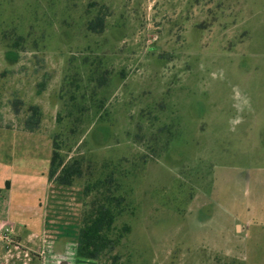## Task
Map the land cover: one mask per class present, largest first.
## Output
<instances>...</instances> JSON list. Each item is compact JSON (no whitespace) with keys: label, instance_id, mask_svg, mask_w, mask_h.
Listing matches in <instances>:
<instances>
[{"label":"rangeland","instance_id":"1","mask_svg":"<svg viewBox=\"0 0 264 264\" xmlns=\"http://www.w3.org/2000/svg\"><path fill=\"white\" fill-rule=\"evenodd\" d=\"M76 72L92 111L67 138L60 95ZM0 124L19 183L49 177L56 134L68 159L137 164L123 262L264 264V0H0Z\"/></svg>","mask_w":264,"mask_h":264},{"label":"trees","instance_id":"2","mask_svg":"<svg viewBox=\"0 0 264 264\" xmlns=\"http://www.w3.org/2000/svg\"><path fill=\"white\" fill-rule=\"evenodd\" d=\"M106 18L107 14L102 9L98 10L87 23L88 31L94 34L103 33ZM84 61L92 67L96 66V70H89L90 75L87 73L92 77L90 79L95 81L99 87L105 85L108 81V73L98 74L97 70L101 66L104 67V64L100 63L99 67L96 64L98 60L90 62L86 59ZM78 72L73 76L69 88L63 89L60 95L63 101V115L68 120L69 135L67 138L77 136L83 131L84 119L92 111L82 102L89 98L88 94L75 93V90L78 92L81 90ZM103 106L102 102L97 103V113ZM14 112L15 115H19V108L16 107ZM41 119V109L38 106H30L25 121V130L30 133L38 131ZM57 122L60 125L63 122L61 113L57 116ZM65 139L66 137L63 139L59 134L53 137L49 178L56 184L66 187H73L78 179L86 178L83 187L84 205L77 237V257L95 261L97 264H130L122 261L123 255L120 250L132 231V226L125 222L124 218L134 215L137 211L133 199L134 189L129 183L137 174V164H134L130 170L125 169L120 162L105 161L100 168H96L90 163L91 160H87L86 165L84 157L68 159L63 153V146L68 140ZM224 264H241V262L232 260Z\"/></svg>","mask_w":264,"mask_h":264},{"label":"crops","instance_id":"3","mask_svg":"<svg viewBox=\"0 0 264 264\" xmlns=\"http://www.w3.org/2000/svg\"><path fill=\"white\" fill-rule=\"evenodd\" d=\"M11 163L0 161V264H97L76 254L82 190L58 185L48 176L19 183ZM18 192L28 201L17 204ZM236 227L242 234L243 226Z\"/></svg>","mask_w":264,"mask_h":264}]
</instances>
